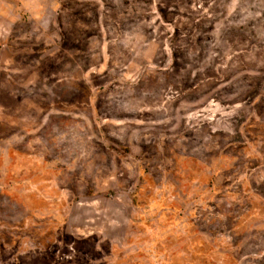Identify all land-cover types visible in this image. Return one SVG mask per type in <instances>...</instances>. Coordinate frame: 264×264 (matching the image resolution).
Masks as SVG:
<instances>
[{
	"label": "rangeland",
	"instance_id": "1",
	"mask_svg": "<svg viewBox=\"0 0 264 264\" xmlns=\"http://www.w3.org/2000/svg\"><path fill=\"white\" fill-rule=\"evenodd\" d=\"M0 264H264V0H0Z\"/></svg>",
	"mask_w": 264,
	"mask_h": 264
}]
</instances>
